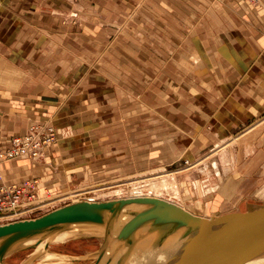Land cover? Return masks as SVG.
Wrapping results in <instances>:
<instances>
[{"label": "rangeland", "instance_id": "obj_1", "mask_svg": "<svg viewBox=\"0 0 264 264\" xmlns=\"http://www.w3.org/2000/svg\"><path fill=\"white\" fill-rule=\"evenodd\" d=\"M166 1V25L153 14L159 0H149L147 5L143 0L135 5L129 22L120 24L121 29L71 31L88 36L72 37L70 46L56 37L54 48L62 47L71 59L33 61L55 82V89L41 91V99L54 102V109L30 122L25 134L32 126L39 133L52 129L51 142L35 161L43 157L42 163L52 160L56 168L52 175L36 173L29 178L39 185L49 181L39 196V209L27 214V219L79 201L135 195L172 200L207 218L264 207L262 189H210L229 185L223 169L230 161L237 164L232 169L239 170L242 164L246 169L245 139L251 147L252 133L264 121V89L256 88L254 81L262 86L264 79L256 77L254 62L226 59L234 48L245 54V46L223 45L218 33L208 45L202 19L205 0H198V20L204 25L200 29L188 23L190 8L198 7L193 0ZM178 7L182 13L176 12ZM9 65L3 70H13L15 64ZM50 146L60 150L48 155ZM249 153L260 161L257 152ZM259 165L252 171L258 172ZM248 178L261 176L253 171ZM50 245L40 256L50 252L58 258L69 256V262L38 263L35 247L19 245L4 264H95L93 254L101 242L78 237ZM77 258L82 259L75 262Z\"/></svg>", "mask_w": 264, "mask_h": 264}, {"label": "crops", "instance_id": "obj_2", "mask_svg": "<svg viewBox=\"0 0 264 264\" xmlns=\"http://www.w3.org/2000/svg\"><path fill=\"white\" fill-rule=\"evenodd\" d=\"M142 1L0 0V64L1 62L3 64L0 65L1 147H9L13 137L24 135L33 120L41 119V117H46L49 113H52L54 102L41 99V91L43 89L45 91L46 89H55L53 85L55 82H51L47 75L41 73L38 63L35 64V62H38L40 57L39 60L45 61V63L53 61L56 56H59L62 61L71 59L69 53L62 47L54 48V45H57L56 37H59V40L63 42H68L70 46L74 36L77 39H87L88 36L86 32L72 34L71 31H113L121 29L122 25L120 24L128 21V17L134 14L135 5ZM145 1L147 5L149 0ZM159 2L161 4L157 5V9L153 14H158L159 16H156L160 19L159 22L166 25L164 16L167 15L168 11L164 9L163 2L167 3V1L159 0ZM193 2L196 3V6L200 4L198 0H193ZM205 3L202 19L206 21L205 30L208 33V45L210 44L209 40H214V35L218 33L222 37L223 45L245 46L247 50L245 54L244 52L239 53L234 48L230 52V57H226V59L228 61L254 62L256 77L264 79V0H205ZM194 6L190 8V21L188 23L192 28L193 25L196 26V29H200L201 26L204 28V25L198 20L200 16L199 6L196 8ZM181 9L182 7L176 8V12L182 13ZM146 19L149 23L151 22L150 17ZM180 19L182 21L181 14ZM181 24L183 23L180 22ZM214 43L216 42L213 41ZM27 59L30 60V65L26 64L28 63ZM7 62L8 65L9 63L15 64L13 70H3L7 66ZM8 67L11 69L10 65ZM257 81V79L254 81L256 88L264 89V85L262 84V87L261 82ZM60 115L64 117L65 113L61 112ZM250 117H253V115ZM231 121L229 119L226 122L231 124ZM226 122L224 123L225 127H227ZM263 124L264 121H261L256 125L259 126L252 133L254 138H251L254 139V142L250 144L251 147L247 137L245 139L244 143L247 145L244 144L243 151L248 153V157L246 155V169L243 164L239 170L232 169L237 164L230 161V164H225L226 169H223L227 170L229 175V185L221 187L217 184L215 188L210 189L241 187L256 191L264 190ZM255 141H257V144ZM57 150H60V148L50 146L47 153L54 156ZM65 151L66 149H64ZM253 151L260 155L259 162L258 156L252 155V157H249V152ZM67 157L69 156L67 155ZM44 160L43 157L40 161L20 157L3 161L0 164L2 181L7 185H12L29 180L36 173H46L47 175L50 173L52 175L54 168H56L55 165L52 164V160L47 164L42 163ZM39 162L41 163L37 164ZM259 163L260 169L257 172L255 169ZM252 167H256L253 171L261 178H248L249 174L253 172ZM215 169H217V166ZM241 170L243 171L241 172ZM232 172H234V175H238L231 176ZM262 177L263 180L260 181ZM48 178H52V176L49 175ZM47 181L49 179L42 180L37 190L38 196H42L43 190L47 188Z\"/></svg>", "mask_w": 264, "mask_h": 264}, {"label": "water", "instance_id": "obj_3", "mask_svg": "<svg viewBox=\"0 0 264 264\" xmlns=\"http://www.w3.org/2000/svg\"><path fill=\"white\" fill-rule=\"evenodd\" d=\"M143 205L119 239H127L148 222L153 226L186 228L189 239L180 256L171 264H237L264 254V207L258 210L202 218L155 197L123 198L104 202L79 201L53 210L39 218L0 225V264L18 244L45 237L71 225L108 224L98 251L103 252L116 219L125 207ZM80 238H88L81 236ZM36 245L32 246L35 247Z\"/></svg>", "mask_w": 264, "mask_h": 264}, {"label": "bare ground", "instance_id": "obj_4", "mask_svg": "<svg viewBox=\"0 0 264 264\" xmlns=\"http://www.w3.org/2000/svg\"><path fill=\"white\" fill-rule=\"evenodd\" d=\"M136 197L150 196L135 195L130 198ZM162 200L172 203L191 213L184 206L181 204L179 205V203L177 204L176 202H172V200ZM145 209H147V207L143 205H130L124 208L116 219L108 239V244L106 245L104 251H97L93 254L96 261L95 264H171L176 261V258L180 256V253L186 246L189 239V236L186 235V228H176L170 224L169 226L163 225L158 227L153 226L152 222H148L135 230L127 239H119L122 229L128 225L132 219H134L135 214ZM191 214L195 215L194 213ZM107 229V223H104L103 225L76 224L71 225L68 229L58 231L45 237L41 242H38L40 238H34L24 241L17 246L23 245L25 247H32L36 245L35 252L39 254H37V257H39L38 263L69 262V256L58 258V255L50 252H46L41 256L40 254L43 253L44 249L50 247V244L52 243H63L81 236H87L88 238H100V242L102 244ZM84 233L85 235H83ZM15 248L13 250H15ZM114 251L116 253L111 256L110 253ZM81 259L82 258H77L75 262L81 261ZM237 264H264V254Z\"/></svg>", "mask_w": 264, "mask_h": 264}, {"label": "built area", "instance_id": "obj_5", "mask_svg": "<svg viewBox=\"0 0 264 264\" xmlns=\"http://www.w3.org/2000/svg\"><path fill=\"white\" fill-rule=\"evenodd\" d=\"M52 129L39 131L32 126L26 134L11 139L10 146H0V164L6 160L27 157L37 160L41 157L43 147L50 143ZM37 180H27L20 184L7 185L0 173V224L27 219L25 216L39 209L41 202L37 194Z\"/></svg>", "mask_w": 264, "mask_h": 264}]
</instances>
